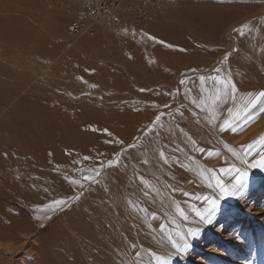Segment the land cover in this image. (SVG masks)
I'll use <instances>...</instances> for the list:
<instances>
[{"label":"rangeland","instance_id":"rangeland-1","mask_svg":"<svg viewBox=\"0 0 264 264\" xmlns=\"http://www.w3.org/2000/svg\"><path fill=\"white\" fill-rule=\"evenodd\" d=\"M80 14L78 0H0V181L51 187L49 218L91 176L90 204L101 191L122 213L112 264H264V166H252L264 157V105L201 103L227 84L234 99L239 59L250 96L264 92V0H167L143 24L69 37ZM240 172L242 190L223 195ZM116 175L120 208L107 189ZM206 198L218 201L208 222L197 215Z\"/></svg>","mask_w":264,"mask_h":264},{"label":"bare ground","instance_id":"bare-ground-1","mask_svg":"<svg viewBox=\"0 0 264 264\" xmlns=\"http://www.w3.org/2000/svg\"><path fill=\"white\" fill-rule=\"evenodd\" d=\"M236 64L234 84L239 89L234 94V99H230V85L227 84L217 99H208V105V101H201L203 106L209 107L212 103H217L228 111L244 113L252 105H264V98L250 96L252 86L244 80V72L248 71L246 61L239 59ZM263 141L264 136H261L258 142ZM141 163L146 165L144 159ZM169 168L165 172L173 173L174 167ZM4 175L2 176L5 178ZM119 180L122 181L117 175L113 176L107 185V189L111 191L110 205L114 203L118 207L121 205L120 196L126 192V189L121 188ZM81 183L86 189L83 198H78L76 189L69 187L71 198L66 212L56 210L48 218L43 214L41 205L47 199L46 195L51 196L55 192L51 187H43L42 182L32 184L15 174L12 178L6 177L5 182L0 181L3 188L0 189L4 191L2 195L5 194L0 198V264H112L110 259L119 257L117 252L122 238V213L118 208L104 206L101 191L96 195L94 203L90 204L92 191L88 190L86 179ZM134 193L136 194L135 190ZM155 195L152 198L145 195L142 199L155 204L158 200ZM136 205L135 201L128 202V209L132 212L131 209ZM106 210L114 221H105ZM62 223L66 225L65 230L61 229ZM35 234L38 235L37 238H33ZM64 234L68 242L61 238ZM54 248L62 250V253H55Z\"/></svg>","mask_w":264,"mask_h":264},{"label":"built area","instance_id":"built-area-1","mask_svg":"<svg viewBox=\"0 0 264 264\" xmlns=\"http://www.w3.org/2000/svg\"><path fill=\"white\" fill-rule=\"evenodd\" d=\"M80 17L66 25L69 37L93 34L99 27L145 23L167 0H78Z\"/></svg>","mask_w":264,"mask_h":264},{"label":"snow or ice","instance_id":"snow-or-ice-1","mask_svg":"<svg viewBox=\"0 0 264 264\" xmlns=\"http://www.w3.org/2000/svg\"><path fill=\"white\" fill-rule=\"evenodd\" d=\"M241 34H243L242 31H241ZM201 79H203V77H201ZM232 91L233 92L235 91V87L234 86L232 87ZM259 97H264V92H260L259 93V96L257 98H259ZM252 102H255V101H252ZM201 151H203V150L201 149ZM209 155H211V153H209ZM160 156H161V158H164V153L161 152L160 153ZM165 162H167V161L165 160ZM109 164H111V161H109ZM252 166L253 167H256V166H264V157H262L260 161L254 163ZM221 171H223V169ZM237 171H239V170H237ZM245 177H246V173L245 172H240L239 175L236 176V178H235V181L236 182L232 185V192L231 193H229V191L227 189H225L222 185H219V182H218V185L221 188L222 194L223 195L236 194L237 192H239L240 190H242L243 185L241 184V181ZM84 179L91 180L92 177L91 176H85ZM206 202H207L208 207H206L204 209V213H207V215L205 216L204 213H197V215L201 216V218L205 222H208V220L213 215V213H214V211H215V209H216V207L218 205V201L217 200H214V199H211V198H206ZM64 203H65L64 200L58 199V200L52 201L51 204L48 205V206H46V207L51 208L52 210H55L56 207H59V206L63 205ZM141 211H144V209H141ZM176 212L182 218L187 219V217L185 216L183 210L178 205L176 206ZM153 216H155V214H153ZM164 228H165V225L164 224H161V226H160L161 231H163ZM189 234L190 235H195L196 233H195V231H193V230L190 229L189 230ZM187 247H188V244L185 242L183 244V249H186ZM137 255H139V253H137Z\"/></svg>","mask_w":264,"mask_h":264},{"label":"crops","instance_id":"crops-1","mask_svg":"<svg viewBox=\"0 0 264 264\" xmlns=\"http://www.w3.org/2000/svg\"><path fill=\"white\" fill-rule=\"evenodd\" d=\"M119 191L117 190V193H118ZM110 193H111V191H110ZM114 194H116L115 192H113ZM131 194H135L134 192H131Z\"/></svg>","mask_w":264,"mask_h":264}]
</instances>
